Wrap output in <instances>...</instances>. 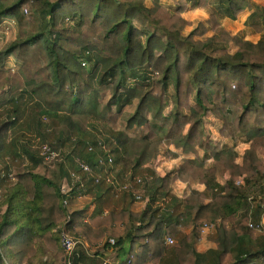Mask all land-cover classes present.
<instances>
[{
  "label": "trees",
  "instance_id": "16d2710c",
  "mask_svg": "<svg viewBox=\"0 0 264 264\" xmlns=\"http://www.w3.org/2000/svg\"><path fill=\"white\" fill-rule=\"evenodd\" d=\"M170 1L172 9L161 0H0V19L17 25L16 38L0 49V183L9 172L14 181L0 216L2 264L4 254L11 264H107L108 254H119L125 244L129 252L119 264H264V227L257 234L249 226L259 225L264 191L250 200L249 215L235 217L251 181L264 180V167L252 160L264 147V39L245 40L219 21L250 10L245 23L257 31L264 7L254 0H215L205 21L185 32L186 0ZM192 3L203 7L207 0ZM9 57L14 68L5 66ZM107 85L111 93L102 101L99 87ZM207 115L220 121L224 138L249 142L241 164L231 157L222 162L229 172L223 186L197 155L184 159L177 173L203 183L205 191L191 190L186 199L170 192V173L141 175L163 141L187 150L198 146L219 159L204 138ZM25 120L34 134L19 130ZM98 124L107 136L99 135ZM43 143L62 158L44 161L38 153ZM108 154L113 162L98 166V157ZM74 156L93 174L120 182L143 177L144 207L132 210L131 193L116 195L112 184L84 174L82 194L91 195L94 209L88 218L67 213L60 187L71 170L79 171ZM217 221L215 248L197 252L202 226ZM56 227L73 228L90 244L114 243L68 256ZM40 254L47 258L39 260Z\"/></svg>",
  "mask_w": 264,
  "mask_h": 264
},
{
  "label": "crops",
  "instance_id": "0c3cea01",
  "mask_svg": "<svg viewBox=\"0 0 264 264\" xmlns=\"http://www.w3.org/2000/svg\"><path fill=\"white\" fill-rule=\"evenodd\" d=\"M257 4L261 5L264 7V4H262L261 2L254 0ZM250 10H244L243 12H241L236 19H229L227 17H220V24L224 27V29H226L228 32H230L231 34H238L241 35L245 40H249L252 42H257L260 39H264V24L260 23L259 24V30H254L253 28L251 29L249 26L246 25L245 21L248 17V15L250 14ZM9 19V18H8ZM7 19V20H8ZM1 21H3V23H5V19H0ZM13 22V20H10L9 23ZM20 122L22 123V118L20 119L19 123L17 124L16 128L20 125ZM207 123H211V124H215L217 127L221 126L220 121L215 118L212 115H207L204 119V138L210 142V144L212 145L213 148H216L217 151H219L218 154V158H215L213 155H211L210 151H204L202 148L200 147H195V152L193 153H189V154H180L179 156H175L174 158L172 157H168V161L171 160L172 158V162L168 163V162H161L164 160V157H162L163 159L160 161L161 163H159V165L157 166L155 164V166L150 167L148 164L145 165L144 168L148 169L143 171V173L141 174L144 177H147L146 175L149 174V170L154 171V173L159 176V175H164L166 173H161L159 167H161L162 165H167L170 167V165H172V163L176 164V168H174L173 170H171V172L168 173H173V172H177L178 166L182 163V161L184 159H192L194 158L196 155L200 158L204 159V165L206 167H214L216 170V181L220 186H223L228 178H229V172L228 170L223 166L222 161H224L222 158H220V154L221 151L228 149V148H234V152L235 156H232L231 158L234 159V162L236 164H241L242 163V159H243V155L244 153L249 149V142H245L242 140L233 142L227 138H221V136L219 135L218 132H215V130H213L212 128H210V126H207ZM25 125V129L22 130L21 128L19 129L21 132H24L25 135H32L33 130L32 128L27 125L26 123ZM29 128V129H28ZM210 129V132L212 134H210L207 132L206 129ZM26 129H28V131H26ZM188 127H185V130L183 131V133L185 134L187 132ZM219 131V130H218ZM214 136V137H213ZM260 148V153H258V157L257 159H253L255 164L257 165H262L264 167V147H259ZM258 148V151H259ZM169 149H171L173 152L177 153V147H175L174 145H170ZM177 155V154H176ZM230 158V157H229ZM179 160H181L179 162ZM252 161V162H253ZM159 170V171H158ZM189 177V176H187ZM149 181V180H148ZM243 182V180H242ZM241 182V184H242ZM244 183V182H243ZM169 188H170V192L176 196L179 199H186L188 197V195L190 194L191 190H195L198 192H204L205 191V185L201 182H199L198 180H194L192 178H188L187 180H171L170 184H169ZM264 191V180L257 178V179H253L250 183V187H249V196L247 197L246 200H244L243 202L240 203V205L238 207H236V214L235 217L237 219H240L242 216L245 215H249L250 214V200L252 199V202L255 203L256 201H253L254 197L260 198V196L262 195V192ZM145 192V190H144ZM143 192V194H144ZM224 194V193H222ZM210 201V197L209 196H205L203 202L204 203H208ZM144 203L143 202H138V201H134L132 200L130 203V207L132 210L134 211H139L140 209H142L144 207ZM138 206V207H137ZM253 208V207H252ZM94 209V204L91 205V207L89 208V214L90 215L92 213ZM262 213L259 216V224L261 226L264 227V205H262ZM106 211H104L105 213ZM218 224V221L215 222V224H211L208 227H203L201 228L200 231V237L195 241L194 243V247L195 250L199 253H205L206 251H208L209 249H213L215 248V244L212 241L214 234H215V225ZM189 230H185L184 232H188ZM261 232L257 230V234H260ZM115 252H110L108 254V256H110L111 254H113ZM118 254H114L113 257L111 259L106 258L105 261L107 260V264H113L112 260L117 256Z\"/></svg>",
  "mask_w": 264,
  "mask_h": 264
},
{
  "label": "rangeland",
  "instance_id": "374dc122",
  "mask_svg": "<svg viewBox=\"0 0 264 264\" xmlns=\"http://www.w3.org/2000/svg\"><path fill=\"white\" fill-rule=\"evenodd\" d=\"M259 2H261L262 4H264V0H257ZM162 3H164L165 5L169 6L171 9L173 8V3L170 0H161ZM193 0H186V7L185 10L182 13V16L188 20L190 22V25L187 26L185 28V32L191 30V28H193L194 26H196L199 22H203L205 21V19L208 17L209 13L213 11V6L215 5V0H207V4L203 7H198L193 5ZM147 4H149V1L147 2ZM5 19V23H3V21L0 20V49H5L9 43L14 40L17 36V25L15 23V21L11 18H3ZM8 19V20H7ZM10 20H13V22L9 23ZM220 21V20H219ZM210 31L206 32V35H209ZM241 36V35H240ZM230 52H233L235 50V46L233 43L230 44L229 47ZM5 66L7 68H11V67H15L16 63L13 57H9L6 61ZM111 89L112 87L110 85L107 86H101L99 87L100 93H101V100L105 101L107 100V98L110 96L111 93ZM170 107V106H169ZM168 107V108H169ZM128 114H126L127 116ZM27 120H25V123ZM207 126H210V128H212L213 130H215V132L219 133V127H217L215 124H211V123H207ZM95 127L98 130L99 135H106V128L102 125H95ZM113 129H119L121 128L118 125H112ZM185 130V129H184ZM207 132L210 134H212L210 132V129H206ZM220 135V133H219ZM221 136V135H220ZM214 137V136H213ZM223 136H221L222 138ZM224 138V137H223ZM168 143H166L165 141L161 142L160 146H159V153L158 155L151 159L147 164L152 167L155 166V164L158 166L159 163L161 162H172V158H174L175 156H179L181 153L182 154H189V153H193L195 152V148H189L184 149L183 146L181 147H177V153L173 152L171 149H169ZM234 152V148H228L225 149L223 151H221V156L220 158H222L223 160H226L229 157L235 156ZM258 153H260V148L259 151L258 149L255 150V153L253 154V159H257V155ZM177 154V155H176ZM264 154V152H263ZM164 157V160L161 161ZM168 157H172L171 160L168 161ZM161 161V162H160ZM181 160H179L180 162ZM223 162V161H222ZM263 165V164H262ZM174 168H176V164L172 163V165L167 166V165H162L161 167H159V169L161 170V173H168L171 172V170H173ZM159 171V170H158ZM171 174V178L173 180H187L189 177H187V175L185 174H178L177 172H173L170 173ZM12 176V175H11ZM13 177L10 180H6L3 183H0V216L4 214L6 207H7V202L4 200L6 198V196H9L10 190L14 185V181ZM91 205H93V198L91 197V195L86 194L84 196L81 197H71V199L68 202V210H70L71 212L73 210L79 211L80 214L84 217V218H88V214H89V208L91 207ZM138 207V206H137ZM66 210V209H65ZM67 212V211H66ZM106 214V213H103ZM64 230L63 227H56L54 229V232L57 233L59 235L60 231ZM66 230V229H65ZM66 231L71 232L72 234H74L73 228H70ZM75 235V234H74ZM79 237V239L81 240V243L78 244L75 249H83L85 250V252L87 253H92L94 250H96L97 248L101 247L105 241H107L108 239H100L97 242L90 244L88 243L86 240L82 239L79 235H76ZM110 239V238H109ZM74 249V250H75ZM129 252V246L127 244L124 245L122 251L112 260L113 263L117 262V263H121L125 260L126 256L128 255ZM43 253V252H42ZM115 253L111 254L110 256H107L106 258L111 259L113 257ZM40 254L39 260L40 258H42L43 260H45L47 258L46 254ZM4 262L5 264H11L9 258H7V256H5L4 254ZM105 258V259H106ZM38 260V261H39ZM54 264H56L54 262Z\"/></svg>",
  "mask_w": 264,
  "mask_h": 264
},
{
  "label": "built area",
  "instance_id": "2783aa9c",
  "mask_svg": "<svg viewBox=\"0 0 264 264\" xmlns=\"http://www.w3.org/2000/svg\"><path fill=\"white\" fill-rule=\"evenodd\" d=\"M97 146H99L101 149L105 151L107 149L106 144L103 143L101 139L98 140ZM88 150H92V146H89ZM38 153H39V156L44 161H56L62 158V152L47 143H43L40 146H38ZM73 161L78 167L79 171L77 172L75 170H71L68 174V178L62 181V184L60 187L61 194L65 196L63 198L62 204H63V207H65L67 213L71 212L70 210H68V202L71 199V195H70L71 192L73 191L76 192V195H74V197L84 196L82 194V191L85 190V183H84L85 180L83 178L84 174L87 176H93L95 183H98L101 179H104L106 183L112 184L114 186V191L116 195H119L120 193L126 191L132 194L134 201L143 202L144 204L147 202V197H145L143 194L144 192V189H143L144 178L143 177L134 176L131 179L120 182V181L115 180L111 174H107V175H102L101 173L93 174L94 173L93 167L86 160H84L83 158L79 156H74ZM112 162H113V159L109 154L98 157L97 159L98 166L110 165ZM11 175L12 174L10 172L7 175V178L9 180L12 179ZM263 175H264V172H263ZM1 176L3 177V174H1ZM241 182H242V179L237 180V183H241ZM208 226L209 225L205 224L203 227H208ZM249 226L251 228L254 227L258 231H260L261 229L260 224L253 225L252 223H249ZM107 241L110 244L114 243V240L111 238L108 239ZM59 242H60L61 249L64 252H66L68 256H70L73 253L75 247L81 243V240L79 239L78 236L64 229L60 231L59 233ZM165 243L167 245H172L174 243V239L170 236H166ZM106 262L108 261L106 260ZM113 264H119V263L115 262Z\"/></svg>",
  "mask_w": 264,
  "mask_h": 264
},
{
  "label": "water",
  "instance_id": "95a60500",
  "mask_svg": "<svg viewBox=\"0 0 264 264\" xmlns=\"http://www.w3.org/2000/svg\"><path fill=\"white\" fill-rule=\"evenodd\" d=\"M0 264H2V260H1V258H0Z\"/></svg>",
  "mask_w": 264,
  "mask_h": 264
}]
</instances>
